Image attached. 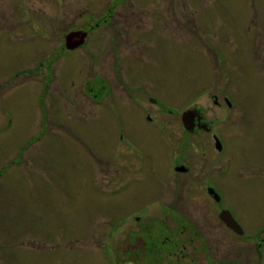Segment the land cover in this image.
I'll use <instances>...</instances> for the list:
<instances>
[{
  "label": "rangeland",
  "instance_id": "obj_1",
  "mask_svg": "<svg viewBox=\"0 0 264 264\" xmlns=\"http://www.w3.org/2000/svg\"><path fill=\"white\" fill-rule=\"evenodd\" d=\"M197 175L264 227V0H0V264H171Z\"/></svg>",
  "mask_w": 264,
  "mask_h": 264
},
{
  "label": "flooded vegetation",
  "instance_id": "obj_2",
  "mask_svg": "<svg viewBox=\"0 0 264 264\" xmlns=\"http://www.w3.org/2000/svg\"><path fill=\"white\" fill-rule=\"evenodd\" d=\"M70 31L78 32L79 30L77 31V29H70L66 33H69ZM86 43L84 45H86ZM64 49L67 51H71L66 48ZM72 50H75V48ZM189 116L190 118H192V122L188 121L187 115H181V122L184 130L191 135H193L194 132H203L209 134L210 139L214 142V148V137L217 138L221 144V150L218 151L216 150V148L215 150L220 155H223V141L220 139L221 137L216 134V131L214 130L212 125L204 124V117L200 113H193V115ZM147 119L150 120V118L148 117ZM182 170H185V172L187 171L186 168ZM195 179L197 181H200V183L202 182L203 188L210 196V199L214 202L212 203V205L213 209L216 212L215 217L222 224L210 225L209 228H212L214 232V239H212L211 235L206 234V230L201 228V225V227L195 228L190 233H188V228L186 226V229H183V231L188 233H186L185 235L187 236V239L179 240L174 238L171 239L170 237H168L163 242H154L156 249H159L157 250L158 254L161 253L165 255L166 258L171 260V264H264V227L262 228L261 226L259 229H254L250 233L247 229V226H244V224L238 220L231 208H221L222 204H224V201L219 194L216 186L212 184L210 180L203 181V179H201L198 175ZM214 196L215 198L217 196L220 197V200L216 201ZM224 211H228L230 213L233 220V222H231V225H227L222 220L223 218H221V216ZM225 217L229 219L227 215H225ZM190 219L194 224H196V217L193 218L191 216ZM203 219H206V213H203L202 216L198 217L197 221L200 222L197 223H202ZM221 226L225 228V231ZM209 231L210 229L208 230V232ZM201 233H203V236L207 238L208 242L212 243L211 245L206 246L196 243L195 240L200 237ZM219 254L224 255L219 256ZM158 258L162 259L163 257L161 255ZM155 264H158V262Z\"/></svg>",
  "mask_w": 264,
  "mask_h": 264
},
{
  "label": "water",
  "instance_id": "obj_3",
  "mask_svg": "<svg viewBox=\"0 0 264 264\" xmlns=\"http://www.w3.org/2000/svg\"><path fill=\"white\" fill-rule=\"evenodd\" d=\"M73 43V44H72ZM86 43V33L82 31L78 32H72L70 31L64 36V46L68 50H72L76 47L83 46ZM193 114L194 112L188 111L184 113V115H187L188 121L191 122L192 118H190V114ZM185 124V122H184ZM226 214H222L221 218L227 225H231L229 220L225 217Z\"/></svg>",
  "mask_w": 264,
  "mask_h": 264
}]
</instances>
